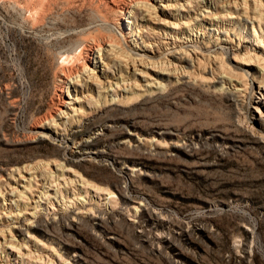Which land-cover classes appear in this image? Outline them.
Masks as SVG:
<instances>
[{"label": "rangeland", "instance_id": "obj_1", "mask_svg": "<svg viewBox=\"0 0 264 264\" xmlns=\"http://www.w3.org/2000/svg\"><path fill=\"white\" fill-rule=\"evenodd\" d=\"M233 1L157 0L156 15L138 5L130 23L124 20L123 35L121 14L97 0H0V230L5 235L8 228H20L26 235L25 229L35 226L29 231L35 241L69 264H264V125L252 120V72L228 60L245 57L251 48L246 43H214L215 38L224 40L222 31L231 28L218 26V17L241 12L230 8ZM184 21H192L190 27L174 34V23ZM246 25L242 35L257 22L248 20ZM110 40H121L116 44L124 51L116 49L134 61L163 58L171 67L167 53L186 50L199 52L200 65L194 66L193 60L184 65L181 70L190 78L160 64L154 71L162 69V75H155L148 71L151 65L137 63L135 68L132 59L117 58L118 50L107 47ZM88 44L102 47L97 79H77L76 90L65 92L67 100L78 96L77 101H68L66 114L55 124H43L45 117L54 116L57 75L61 68L81 64L78 54ZM217 60L228 67L212 75L211 63ZM254 68L261 73L260 67ZM240 75L247 83L238 97L233 90ZM201 77L214 82L203 83ZM37 132L51 139H36ZM72 132L95 138L93 148L99 154L71 158L70 147L63 152ZM125 166H135L139 174L123 173ZM66 167L111 191L121 209L127 205L120 202L123 196L144 204L147 211H137L138 224L121 209L102 214L99 221L72 222L75 207L95 212L79 183L73 193L64 189V197L49 191L47 203L55 210L38 207L34 202L45 201L42 194ZM74 198V205L65 208ZM11 240L21 243L22 236L15 233ZM2 244L0 239V248ZM28 246L35 257L30 264H58Z\"/></svg>", "mask_w": 264, "mask_h": 264}, {"label": "bare ground", "instance_id": "obj_2", "mask_svg": "<svg viewBox=\"0 0 264 264\" xmlns=\"http://www.w3.org/2000/svg\"><path fill=\"white\" fill-rule=\"evenodd\" d=\"M97 1L105 4L106 6L112 8L113 10H115L117 13L121 14V16H122V18H121V20H122V26L121 27H122V30H123L122 31V34L125 33V30H126L125 27H124V25H123L124 24V20L127 19L128 22H126V23L127 24L130 23L129 18L132 15V10L134 9V7H136V6L139 5V8H144V10L146 9L148 11V14H149L150 10L153 9L154 14L156 15L155 10L157 8L155 6L156 4H154V3H156L157 0H133V1L130 0L128 3H126L123 0L119 4H114L113 3L114 2L113 0H97ZM230 3H233V4H231L230 8L231 7L232 8H239L241 10V12H240V14H238L237 16H235L233 12H229L228 11V13L222 14L220 17H218L219 18V25H218V23H216V25L221 26V24H222V27H223L224 24H228V25L231 26V28L229 30H225L224 29L225 32H223L221 30L222 31V36H224L226 38L224 40L223 39L222 40H218V38H215L214 43L216 45H221L222 43H230V44H232L234 46L236 45V47H239L240 43H246L251 48V51H248V52H246V54H244L245 57H243V56L239 57L237 55L235 57V55H234L233 56L234 58H228V60L234 62L235 64L240 65L245 70L247 69V71L249 70L253 74V77H252L253 94H252V98H251L250 108L252 110V120H254L255 123L258 124V125H260V127H261V126L264 125V3H262L261 0L260 1L259 0H251L250 3H247V0H241L239 3L236 2V0H234L233 2H230ZM230 3H229V5H230ZM98 4L99 3H97V5ZM103 4L100 5V7L101 6L103 7ZM116 12H114V13H116ZM134 12H135V10H134ZM114 15H116V14H114ZM149 15H151V14H149ZM217 15L219 16V13ZM217 15H216V17H217ZM114 17H116V16H114ZM231 18H233V20L235 19V21L234 22L227 21L228 19H231ZM100 19H101V17H100ZM248 20L256 21L257 22V27H255L254 25H252L250 32H248V33L246 32L244 35H242L244 30L247 31V28H246L247 25L246 24H247ZM191 22L188 21V22H185L183 24H178V23L175 24L174 23V25L172 24L173 26H172L171 29L174 32V34H177V33L180 32V30L183 29V26H188V25H190L189 23H191ZM100 23H101V21H100ZM206 23H207V21H206ZM188 27H190V26H188ZM218 29L220 30V28H218ZM203 30L204 29H202V31ZM131 31H132V29H131ZM210 31L212 32V29ZM108 32H110V31H108ZM207 32H209V31H207ZM207 32L204 30V32H202V33L203 34H206V36L209 37V34H211V33H209L207 35ZM110 33H112V32H110ZM100 34L103 35L101 32H100ZM135 34H136V31H135ZM230 34H232V35H230ZM107 35H109V34L107 33ZM107 35H106V37H107ZM110 35L108 37H110ZM237 35L240 38H236ZM88 36H89V33H88ZM90 36H91V34H90ZM112 36H116V35H113V33H112L111 38H113ZM232 36H233V38H232ZM116 38H117V36H116ZM91 39L93 40V38H91ZM236 40H238L237 44H236ZM84 42H85V40H84ZM117 42L118 41L112 42L110 40V43H108V46L107 47L111 48V50H118L119 49L118 48L119 47L118 45H120V44H118L119 42L118 43ZM87 43H88V41H87ZM92 43H95V42L92 41ZM101 48L102 47H101L100 44H88V45H85L84 48H81L82 50L78 54V59H81V61H82L81 64H79L77 66H74L72 69L70 67V69L61 68V71L59 70L60 73L57 76L60 79V81H59L60 84H59L58 89L56 91L58 93H56V96H55L56 103L54 104L55 105V107H54V110H55L54 111V116L51 115L49 117V115H48L47 116L48 118L45 117L46 120H45V123H43V124L48 125V126L49 125L51 126V124L53 125V123L56 121L55 120L56 118H59L62 115L66 114V109H68V107L71 105V102H68V101H72V102L77 101L78 96L76 98L75 97L74 98L71 97L70 100H67V99H69L67 97L65 98V92L67 91V93H68V88H72V89H75L76 90V84H78V80L77 79H79V78H81L83 76H85L86 78H90L91 79L92 77H95L97 75V73L100 72L99 70L97 72L96 69H97V63H98L97 62V59H98L97 57L101 56V55H99V53L101 51ZM116 48H118V49H116ZM119 50L117 52H115L116 57L117 58H123V60H125V58H126V61H129V58H130L129 55H128L129 53H127V56H126V54H125L126 51H125V53L123 52L124 51V48H122L121 50H123L122 53L125 54V55H123L121 52L119 53ZM127 52H128V50H127ZM106 53H107V51H106ZM110 53H111V51H110ZM198 53H192L191 52V54H190L186 50H185V52H182V51L181 52H178V51H176V52H171V53L169 52V53H167V56L170 57L173 60V62L170 64V65H172L171 67L168 64H166V61L164 62L163 58H161V60H159V61H157V60L153 61L152 59L144 60L142 57H140V59H137L138 61H134L132 58H130V59H132L131 62H132V66L133 67L136 68V64L137 63H139L140 65L145 64L146 67H148L147 65H151V67L149 66L150 68H148V71L150 70L151 73L152 72H156L155 75H162V73H160V70H162V69H160L159 72L158 71H154L155 70L154 68H156V70L158 69L157 66H156L157 64L158 65L160 64V67L161 68L163 67V70H165L167 68L166 71L168 70V68H171V70L172 69H174V70H177V69L179 70L180 69L181 70L182 68H184V65L188 61L193 60L194 61V66L199 67V65H200V59L198 58V56H199ZM97 55H99V56H97ZM113 56H114V54H113ZM199 57H201V56H199ZM210 58H214V57H210ZM210 58H209V60H210ZM146 61H148V63ZM169 61H171V60H169ZM212 61H214V60H212ZM124 63H125V61H124ZM203 63H205V62L203 61ZM218 63H219V60H217V62H212L211 63L212 66H211V68H210L209 71H210V73L212 75L215 74V73H217L216 71H220V72L222 71L223 72V71L226 70L225 68L228 67V66L218 65ZM106 66H107V64H106ZM254 66L260 67L261 70H262L261 73H258L257 70L254 68ZM192 68H193V66H192ZM145 70L147 71V69H145ZM184 70H185V68H184ZM227 70H228V68H227ZM214 71H215V73H214ZM220 72L218 74H220ZM178 73H181V72H178ZM141 74H142V72H141ZM182 74H183L182 77L190 78L188 73L182 71ZM227 74L229 76H231L230 75V72L227 73ZM174 76H176V75H174ZM241 76H243V75L235 76L236 78L238 77L239 80H238L237 84H234V90L233 91H234L235 95L238 96V97L239 96H243V94L245 93V89H246L245 86H246V83H247V82L244 81L246 79H243V81H241V78H242ZM245 77L246 76L244 75L243 78H245ZM56 79H57V77H56ZM96 79H97V76H96ZM201 79H202V77H201ZM208 79L210 80V78H207V80L204 79V82H206V81L208 82L209 81ZM81 80L82 79H80V81ZM98 80L100 81V79H98ZM201 82H203V79H202ZM209 82L213 83L214 81H209ZM94 83H97V81L94 82ZM118 86L119 85L117 84L116 87H118ZM75 90L73 91L74 93L76 92ZM112 92H113V96H117L116 94L119 91L116 88V90H113ZM69 94H71V93H69ZM66 96H67V94H66ZM114 98H116V97H114ZM40 123L41 122H39V124ZM43 124L41 123V125H39L38 128H43ZM57 125L59 127V124H57ZM46 130H48L47 127H46ZM74 134H76V133L75 132H72L71 135L69 134L70 137L68 139H66V141L64 140L63 146L61 147L63 149V152H66V150H68L69 147H70V151L68 153L71 156V158H73L74 156L91 157L92 155L95 156V155H98L99 154V152L96 151V149L93 148L94 147L93 140H95V138H93L91 136H88L86 138L84 136H77V137H75ZM35 137H36V139H42V140H50L51 139V137L48 136V134H46L44 132H37ZM262 138H263L262 141L264 143V137L262 136ZM56 140H57V138H56ZM143 141H145V140H143ZM57 147H59V146H57ZM64 161H66L67 163L71 162V161H69V160L67 161L65 159H64ZM57 162H55V163H57ZM44 168H46L48 170L50 168L49 167V164L47 163L44 166ZM27 170L30 171L28 168H27ZM122 170L124 171L123 173H126V174L127 173L136 174V175H137V173L139 174V172H137L138 169L135 166H127V167L125 166L124 168H122ZM31 171H33V170H31ZM17 174H19V176H20L21 175V171L18 170ZM59 177H61V178L59 179ZM57 181H61V183L60 182H57ZM77 183H79L78 187L80 189V192L81 193H84L85 197H87L88 200L90 201V205H94L95 206V212L94 211L92 212L91 211V208L90 209L89 208L87 209L84 206L75 207V210H77V212L72 217H70L71 220H72V222H77V220L82 221V219H84V218L91 219L93 221H99L101 219V215L102 214H104V213H106V214L107 213H111V212H113V211H115L117 209H119V210L121 209V207H118V202H117V200H115V198L113 196V193L111 191H109L107 189H104V188H101V187H99V186H97L95 184H91L90 182L82 179L75 171H73L70 168H67L66 170L64 169V171L62 170V173L60 172L59 175H57V178L53 179L50 182V185L48 186L47 191H45L42 194L44 196V200L46 202L45 201L41 202V200H40V201H35L34 203L38 207H41L42 205L46 206L44 208V210H46V211L47 210L48 211L49 210H55L53 208V205L54 204L52 202H48L47 203V200L50 197L49 191H52V193L59 194L60 196L64 197L63 196V190L65 189V192L66 193H68L70 190H72V193H73V192H75V188H76V184ZM31 198L33 199L32 193H30V197L27 198V199L28 200H31ZM73 201H75V198L72 199V200H69L68 203L66 201L67 204H64L65 208H70L72 205H74ZM93 201H94V203H92ZM30 202L32 203L33 201L31 200ZM120 202L121 203H124V204H127L126 205V208H122L121 210H124L123 215L127 216L128 217V220L131 223H134V224H138L139 223L138 219L140 218V216H136L137 211H140L141 214L142 213H145L144 211H147V209H146V207H145L144 204L142 205L140 202L131 201V200L129 201V198H126V197L121 196ZM95 225H97V224H95ZM33 228H35V226H28L25 229L26 235L22 233V230L20 228H17L15 232L11 231V229L8 228L9 231H8V234L7 235L4 234L5 231L0 230V239H3L4 240V244H2V246L0 248L1 253L3 254V260H4V262H3V260L0 259V264H30L29 262L31 261V259L33 258V256L29 252V246H28L29 244L33 245L37 250H39V252H40L39 253V257L43 255L42 253H44L45 254V257H47L48 259H54L56 261V263H58V264H69L66 261H64V259L58 253H56L51 247L42 245L41 243H39V241H35L34 237L29 232ZM15 233L18 234V235H20V236H22L21 243H19V242L17 243V242H14V241L11 240L15 236ZM8 236H10V238H8ZM160 241L166 243V241L163 240V239L160 240ZM32 261H34V260H32ZM36 264H42V263L36 262Z\"/></svg>", "mask_w": 264, "mask_h": 264}]
</instances>
